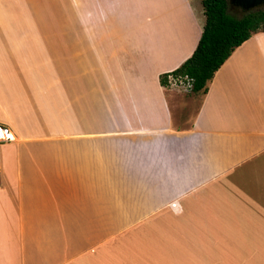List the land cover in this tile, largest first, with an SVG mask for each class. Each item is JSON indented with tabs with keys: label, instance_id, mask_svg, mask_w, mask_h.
I'll list each match as a JSON object with an SVG mask.
<instances>
[{
	"label": "crops",
	"instance_id": "crops-1",
	"mask_svg": "<svg viewBox=\"0 0 264 264\" xmlns=\"http://www.w3.org/2000/svg\"><path fill=\"white\" fill-rule=\"evenodd\" d=\"M204 22L202 0L0 1V264H184L156 248L244 223L221 188L264 183V31L183 95L160 75Z\"/></svg>",
	"mask_w": 264,
	"mask_h": 264
},
{
	"label": "trees",
	"instance_id": "trees-1",
	"mask_svg": "<svg viewBox=\"0 0 264 264\" xmlns=\"http://www.w3.org/2000/svg\"><path fill=\"white\" fill-rule=\"evenodd\" d=\"M205 22L192 54L172 73L187 76L192 81L193 92H205L207 82L231 55L253 33L264 31V5L242 11H231L229 0H202ZM160 82L168 85L167 73Z\"/></svg>",
	"mask_w": 264,
	"mask_h": 264
},
{
	"label": "rangeland",
	"instance_id": "rangeland-1",
	"mask_svg": "<svg viewBox=\"0 0 264 264\" xmlns=\"http://www.w3.org/2000/svg\"><path fill=\"white\" fill-rule=\"evenodd\" d=\"M231 11L237 15L242 14V11L236 6H231ZM180 93L190 95L192 91L183 90ZM191 111H183V116L191 115ZM244 179L224 183L221 188V192H226L234 200L237 198L244 203V206L239 209L250 208L247 215H241L244 218V223L236 225L237 230H229L225 233L221 231L222 237H227L228 240L222 241L219 246L214 247H169L166 250L156 248L160 250L157 251L159 255L164 254L167 262L171 263L174 257L177 258L183 251L184 264H195L196 261L192 257L198 256L197 252L204 250L202 255L209 257L206 260L215 261L205 264H264V197L262 200L260 198V194L264 196V183L261 186H250L249 182L243 181ZM237 217L238 215L233 217L234 220ZM241 226L244 229H241Z\"/></svg>",
	"mask_w": 264,
	"mask_h": 264
},
{
	"label": "built area",
	"instance_id": "built-area-1",
	"mask_svg": "<svg viewBox=\"0 0 264 264\" xmlns=\"http://www.w3.org/2000/svg\"><path fill=\"white\" fill-rule=\"evenodd\" d=\"M167 78L168 85L171 87H175L181 90H191L192 88V81L187 76L175 75L170 72L167 74ZM14 140L15 134L12 129L9 126L0 123V147L5 143L12 142Z\"/></svg>",
	"mask_w": 264,
	"mask_h": 264
},
{
	"label": "water",
	"instance_id": "water-1",
	"mask_svg": "<svg viewBox=\"0 0 264 264\" xmlns=\"http://www.w3.org/2000/svg\"><path fill=\"white\" fill-rule=\"evenodd\" d=\"M229 2L232 6L238 7L243 12L264 5V0H229Z\"/></svg>",
	"mask_w": 264,
	"mask_h": 264
}]
</instances>
